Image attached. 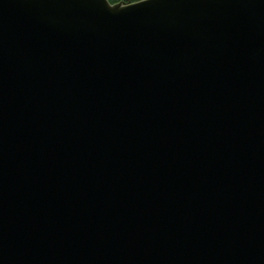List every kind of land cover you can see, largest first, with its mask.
Here are the masks:
<instances>
[{"label": "water", "instance_id": "1", "mask_svg": "<svg viewBox=\"0 0 264 264\" xmlns=\"http://www.w3.org/2000/svg\"><path fill=\"white\" fill-rule=\"evenodd\" d=\"M0 264H264V0H0Z\"/></svg>", "mask_w": 264, "mask_h": 264}, {"label": "trees", "instance_id": "2", "mask_svg": "<svg viewBox=\"0 0 264 264\" xmlns=\"http://www.w3.org/2000/svg\"><path fill=\"white\" fill-rule=\"evenodd\" d=\"M109 3L111 4H116V3H133V2H138V1H141V0H108Z\"/></svg>", "mask_w": 264, "mask_h": 264}]
</instances>
